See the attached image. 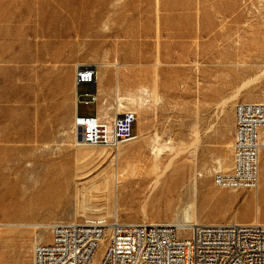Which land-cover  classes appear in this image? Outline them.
<instances>
[{
    "label": "rangeland",
    "instance_id": "obj_1",
    "mask_svg": "<svg viewBox=\"0 0 264 264\" xmlns=\"http://www.w3.org/2000/svg\"><path fill=\"white\" fill-rule=\"evenodd\" d=\"M78 63L98 70L102 116L137 114L134 140L80 145ZM262 67L264 0H0V225H24L0 226V264H32L35 237L50 239L37 224L178 225L191 206L194 223L240 222L248 209L264 222V147L256 189L213 183L231 166L235 105L263 102L264 78L235 91Z\"/></svg>",
    "mask_w": 264,
    "mask_h": 264
},
{
    "label": "built area",
    "instance_id": "obj_2",
    "mask_svg": "<svg viewBox=\"0 0 264 264\" xmlns=\"http://www.w3.org/2000/svg\"><path fill=\"white\" fill-rule=\"evenodd\" d=\"M98 70L76 67V113L73 129L81 144L109 148L136 138L137 114L117 112L111 119L98 110ZM91 91L78 93L80 85ZM79 103L94 104V114H79ZM231 167L218 168L213 183L220 189L251 190L260 175L264 129V102L235 105ZM264 264V223L193 225L182 236L174 224L132 223L113 219L109 223L58 222L51 226V240L34 247L32 264Z\"/></svg>",
    "mask_w": 264,
    "mask_h": 264
},
{
    "label": "bare ground",
    "instance_id": "obj_3",
    "mask_svg": "<svg viewBox=\"0 0 264 264\" xmlns=\"http://www.w3.org/2000/svg\"><path fill=\"white\" fill-rule=\"evenodd\" d=\"M107 63V62H106ZM110 63V62H109ZM78 65H84V64H81V63H78L76 66H75V76H76V67H78ZM102 66V65H101ZM115 66H116V64H115ZM104 68V67H103ZM101 72V71H100ZM264 78V67H262L257 73H256V75L255 76H253V77H250V78H247L246 80H244L240 85H239V87H237V89H236V93L238 94L239 92H242V91H244V90H247V89H249V88H252V87H255L256 85H257V83L261 80V79H263ZM96 86H97V90H98V92H99V84L97 85V81H96ZM75 113H76V91H77V89H76V81H75ZM235 94V93H234ZM234 94H233V96H234ZM129 96V95H128ZM233 96H232V98H233ZM262 96L264 97V91L262 92ZM132 97H133V95H132ZM126 98V97H125ZM138 98V97H137ZM228 98V97H227ZM118 99V98H117ZM120 100H123V98H121L120 97ZM132 100V99H131ZM140 100V99H139ZM229 100V99H228ZM227 99L226 100H223V102H222V105H226L227 104V101H228ZM121 102V101H120ZM125 102H126V100H125ZM264 102V101H263ZM131 103V102H130ZM124 104V103H123ZM128 104V103H127ZM132 104V103H131ZM122 105V104H121ZM129 105V104H128ZM123 106V105H122ZM132 106V105H131ZM103 108V107H102ZM101 108V109H102ZM133 111V110H132ZM105 113V112H104ZM106 115H108V114H106ZM108 119H111V118H113V117H111V118H109V117H107ZM263 138V137H262ZM155 140H157V139H155ZM261 141H262V147H264V140H262L261 139ZM80 145H82L81 143H80ZM84 145V144H83ZM232 145V144H231ZM89 146V145H88ZM153 148H154V146H153ZM155 149V148H154ZM159 149V148H158ZM157 149V150H158ZM156 150V149H155ZM156 150V151H157ZM160 150V149H159ZM191 151H193V150H191ZM261 151H262V148H261ZM179 155V154H178ZM174 156H176V155H174ZM173 156V157H174ZM172 157V159L170 160V163H168V164H165L166 165V167L164 168L163 167V169L164 170H162L160 173H159V176L158 177H156V178H154V179H152V182L154 183V187L153 188H155V185L156 184H158L159 182H160V178L167 172V169H170L171 168V165L173 164V163H175L174 162V160L176 159V157L175 158H173ZM260 157H261V163H262V153H261V155H260ZM162 157H158V154H157V156L156 157H154V159L156 160V161H159L160 159H161ZM196 158V157H195ZM194 158V159H195ZM181 160L182 161H184V162H182V163H180V164H178L179 166H178V169H177V171H176V173L175 174H178V173H182V172H184V170H185V166H186V159H182L181 158ZM218 160V159H217ZM216 160V161H217ZM169 161V160H168ZM180 161V160H179ZM218 162L219 163H221L220 162V160H218ZM189 163H194V161L193 160H189ZM156 164V163H155ZM153 167H154V165H153ZM156 167H158V166H156ZM224 167V166H223ZM231 167V166H230ZM229 167V168H230ZM210 168V167H209ZM218 168H221V167H218ZM217 168V169H218ZM156 169H159V168H156ZM217 169H215V170H217ZM228 169V168H227ZM215 170H214V172H215ZM158 171V170H157ZM262 172H264V166L261 168V174H262ZM155 173V172H154ZM214 174V173H213ZM114 175V174H113ZM115 176V175H114ZM260 176V175H259ZM190 179V178H189ZM194 179V178H193ZM196 179V178H195ZM194 179V180H195ZM77 180V179H76ZM74 182V181H73ZM258 184H259V182H258ZM116 187V186H115ZM152 187V186H151ZM197 186H196V184H195V190H197V188H196ZM257 187H258V185H257ZM256 187V188H257ZM256 188H254V189H256ZM220 189V188H219ZM225 190H231V189H225ZM114 191V190H113ZM194 193V192H193ZM191 206V205H190ZM115 207V206H114ZM115 209V208H114ZM116 209H118V208H116ZM115 209V210H116ZM194 206H191V207H188V209L186 210V212H185V217H186V221L184 222V223H181V224H178L177 226L179 227V229H180V233H181V235L182 236H185V235H188L189 234V232H190V229L192 228V226L193 225H221V224H200V223H194V217H193V215H194ZM114 217V219H120L117 215H115V216H113ZM107 220H108V218L107 217H105V216H98V217H91V218H87V219H85L82 223H90V224H93V223H107ZM62 222V221H61ZM55 223H58V222H55ZM55 223H52V224H44V225H40V224H37V225H32V227H34L35 229H37V228H41V227H45L46 229H48V231H49V233H50V239L48 240V241H44V240H42V238H40V237H38V236H36L35 237V239H34V242H33V248H32V261H33V253H34V247H35V245L38 243V242H49L50 240H51V226L53 225V224H55ZM109 223V222H108ZM132 223H137V222H132ZM143 223H147V222H143ZM246 223H259V222H256V221H254V222H246ZM262 223H264V222H262ZM149 224H166V223H149ZM228 224H245V223H242V222H232V223H228ZM3 227H8V228H10V227H23L24 225L23 224H17V223H5V224H1ZM0 225V226H1ZM9 231V230H8ZM102 246H105V243H104V241H103V245ZM1 255V254H0ZM95 259H96V255H95V257H94V259H93V261H92V263L91 264H93L94 262H95Z\"/></svg>",
    "mask_w": 264,
    "mask_h": 264
},
{
    "label": "crops",
    "instance_id": "obj_4",
    "mask_svg": "<svg viewBox=\"0 0 264 264\" xmlns=\"http://www.w3.org/2000/svg\"><path fill=\"white\" fill-rule=\"evenodd\" d=\"M137 128H138L137 125H135L134 126V130L137 131ZM231 191H239V190H231ZM239 220H241L240 222H251V221H255V220H259L260 221L258 216H254V218H253L252 209H248L247 212H246V215L241 217Z\"/></svg>",
    "mask_w": 264,
    "mask_h": 264
}]
</instances>
